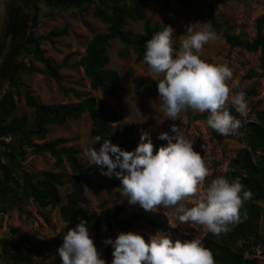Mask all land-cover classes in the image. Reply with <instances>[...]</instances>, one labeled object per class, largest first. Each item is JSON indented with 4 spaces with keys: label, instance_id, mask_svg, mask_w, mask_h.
<instances>
[{
    "label": "rangeland",
    "instance_id": "obj_1",
    "mask_svg": "<svg viewBox=\"0 0 264 264\" xmlns=\"http://www.w3.org/2000/svg\"><path fill=\"white\" fill-rule=\"evenodd\" d=\"M127 3V0H121ZM198 9V12L205 15L212 7L221 26V30L241 40L249 42L255 37L258 20L263 19L261 25L264 33V0H191ZM38 9L36 25H33V5L23 6L20 1L15 6L20 7L22 15L26 20L28 29L25 34L18 37V52L9 58L10 71L8 76L16 75L17 80L13 83L10 79L0 81L1 97L11 92L15 102L13 117L24 116L27 119L28 127H31L33 110L25 105V95L29 92L35 101L55 106L58 104H73L80 100L73 93H80L94 97L104 98L97 90H92L88 79L84 76L79 66V60L83 56L90 39L106 31V25L101 23L93 15V6L82 9L67 8L58 9L47 7L41 3L35 4ZM146 18L152 22L167 23L174 31L173 36L176 44L186 37V27L190 23H196L191 19L189 13L180 6L179 0H148ZM206 25L196 23L197 29H203ZM125 29L133 33L142 32V23H128ZM6 46L5 53L9 51L11 41L4 40L2 36L0 45ZM22 47L27 48V51ZM121 48L117 41H112L107 51V69L115 70L119 75V102L110 101V107L118 116L119 124H129L134 127L135 137L140 143L141 129L147 131L154 145V153L160 146H165L167 140L158 139L161 132L173 135L171 125H177L185 137L193 141V149L199 152L205 159L211 175L206 178L205 187L216 177L224 175L230 170L232 160L241 149H246L253 163H259L264 152L254 148L247 142L249 123H261L259 116L264 112V78L261 77L260 51L249 53L241 49H230L223 39L218 38L206 44L199 54L205 62L212 64H227L233 71V79L239 81V88L233 92L245 89L253 90L254 94L247 98L249 112L246 117H236L242 120L243 126L236 134L221 135L218 132L217 138L213 137L203 120H191L186 112L181 113L178 120H171L164 117L159 108L158 92L152 93L146 88H140L137 93L133 90L132 81L135 78L152 79L148 68L135 60V55L130 53L128 58L121 60L117 53ZM42 59H48L57 66L61 81L57 84L45 72ZM25 67V71L22 70ZM231 83V81L229 82ZM234 110V109H233ZM191 115L207 114L208 112H197L188 110ZM235 111V110H234ZM90 121L84 114L75 120H67L62 124H53L46 127V134L43 140L32 137V142L42 144L57 138L66 140V146L75 148L78 151L79 161L90 168V176L94 183H101L110 186L106 192L100 188H84L79 207L88 212H99L103 209L113 208L118 204L123 205L121 217L132 213L143 212L150 217L162 216L170 227L168 234L173 240L193 239L199 237L203 240L206 231L197 224L179 225L171 213L172 208L161 207L156 212H146L138 204H129L127 198L120 195L116 189L120 187V180L115 176L111 178L101 174L100 169L95 165H89L84 156V150L90 146ZM8 148L5 152L0 148V161L8 166L9 174L22 183V175L28 173L39 176L46 171L61 172L66 177L70 172L65 163L59 168L54 166V160L47 153L34 154L30 149L25 150L21 156L18 146V138L10 136L3 139ZM99 149L100 146L93 145ZM119 171V169H117ZM0 181H3L0 171ZM5 186L9 189L3 200H0V264H12L2 254L4 247L10 246L14 241L23 238L29 244H38L49 238L56 237L62 242L63 233L69 226L64 223L59 215L58 207L39 208L33 201L21 191L11 185ZM260 188L264 189V182ZM71 191L69 185L59 188L62 198L61 204L65 203L67 194ZM256 193V191L254 192ZM258 212L257 218L251 223V232L246 239L238 240L235 246L242 252L244 258H254L258 263L264 264V248L254 246L257 238L264 240V201L254 202ZM191 207V204H187ZM67 225V227H65ZM173 225H177L173 227ZM132 230L143 236L147 242L151 235L166 234L152 230L141 223L134 225ZM118 234L116 228L109 229L97 234L91 232L94 244L100 251L106 264H110L112 257V245L105 244L106 238L115 239ZM61 264L59 255L46 256L34 259V264Z\"/></svg>",
    "mask_w": 264,
    "mask_h": 264
},
{
    "label": "trees",
    "instance_id": "obj_2",
    "mask_svg": "<svg viewBox=\"0 0 264 264\" xmlns=\"http://www.w3.org/2000/svg\"><path fill=\"white\" fill-rule=\"evenodd\" d=\"M16 1H20L26 7L30 4L33 5L32 22L34 26L38 16L36 3L58 9H82L83 6H93V15L106 25V31L98 33L90 39L83 56L79 60V66L88 79L90 88L99 91L104 98L96 99L88 95L73 93L75 97L80 98L78 102L48 106L35 101L31 94L26 92L25 105L33 110L32 125L28 127L26 117H13L15 102L11 92L5 93L0 99V148L3 152L8 148L3 139L13 136L18 138L21 156L25 154L26 149H30L34 154L47 153L54 160L56 168L65 163L70 174L66 177L61 172L51 171H46L39 176L24 173L22 183L19 184L17 179L9 174L8 166L0 161V171L3 177V181H0V200L6 197L9 190L5 183H10L39 208L58 207L61 220L69 228H74L83 219L86 221L89 234L91 232L97 234L111 226H114L118 233L134 232L132 227L141 223L160 233L170 232V227L166 221L162 220V216L150 217L143 212H136L121 217L124 210L122 204L99 212H88L79 207L84 188L97 187L109 192L110 186L92 181L90 168L79 161L78 151L75 148L66 146L65 139L57 138L40 145L32 142L33 136L40 140L44 139L48 125L62 124L67 120L78 119L85 114L91 126L90 141L94 136L100 135L123 150L133 151L139 143L135 137L134 127L129 124H119V116L109 104L110 101L119 102L120 96L119 75L115 70L107 69V51L111 42L117 41L121 46L117 53L119 59L125 60L132 53L137 62H142L148 68L143 60L146 41L151 39L153 34L162 30L163 24H168L152 22L146 18L148 0H127V3L121 0H11L7 6L6 25L3 32L4 40H10L11 46L6 54L5 44L0 45V81L10 79L12 83L17 78L15 74L8 76L10 71L9 58L18 52L17 39L20 35L25 34L28 29L20 7L15 6ZM179 4L197 24L211 25L218 38L223 39L230 49H241L249 53L260 51L261 77L264 78V33L261 29L263 19L258 20L255 37L246 42L221 30L212 7H209L205 15H202L191 0H179ZM138 22L142 23L141 33H133L125 29L128 23ZM174 47L179 48L176 42ZM22 48L27 51V48ZM42 63L46 74L59 84L61 76L58 67L48 59H42ZM22 70L25 71V67H22ZM132 85L135 93L140 88H146L152 93L158 92L157 83L149 79L135 78ZM243 91L246 93V99L254 94L251 89ZM230 110L235 116L236 112L233 109ZM186 114L191 120L206 122L208 118L207 114L193 116L189 111H186ZM259 121L261 123L248 124L246 139L251 146L264 152V112L259 116ZM209 130L213 137H218L215 130L211 128ZM95 145L100 146V142L95 143ZM236 177H239L244 187L252 193L251 199L245 203L241 210V221L235 226H231L230 231L219 236L207 232L202 243L212 251L215 264H260L254 258H244L235 244L238 240L246 239L252 235L250 226L258 216L254 202L257 200L264 201V189L260 188L261 183L264 182V156L256 164L253 163L246 149L239 150L227 173V178L230 180ZM67 185L71 187V191L67 194L65 203L61 204L62 198L59 194V188ZM255 191L256 193H254ZM62 243L56 237L38 244H29L23 238H19L10 246L4 247L2 254L12 264H34V259L57 256V249ZM254 246L264 248V240L256 237Z\"/></svg>",
    "mask_w": 264,
    "mask_h": 264
},
{
    "label": "clouds",
    "instance_id": "obj_3",
    "mask_svg": "<svg viewBox=\"0 0 264 264\" xmlns=\"http://www.w3.org/2000/svg\"><path fill=\"white\" fill-rule=\"evenodd\" d=\"M185 27L186 37L178 49L174 47V29L164 24L145 44L143 60L150 77L157 81L160 111L174 121L189 109L208 112L209 128L221 135L236 134L243 124L230 109L246 117V93L233 92L239 88V81L233 79L227 64H212L200 58L204 46L218 39L211 25L197 29L196 23H190ZM3 83L5 88L0 92L6 90V82ZM171 130L173 135H158L167 144L155 153L150 134L141 129L140 143L133 151L96 135L84 156L102 175L120 180L116 191L129 204H138L146 212L172 208L171 215L179 225L197 224L215 236L227 233L241 221V210L251 199V191L239 177L230 180L224 175L205 187L206 178L211 175L205 159L177 125H171ZM97 142L99 149L93 147ZM62 240L57 249L61 264H106L83 219L68 228ZM104 243L112 245L110 264H215L212 251L199 237L181 241L173 240L168 233H155L146 242L140 234L128 231L119 232L115 239L106 238Z\"/></svg>",
    "mask_w": 264,
    "mask_h": 264
},
{
    "label": "water",
    "instance_id": "obj_4",
    "mask_svg": "<svg viewBox=\"0 0 264 264\" xmlns=\"http://www.w3.org/2000/svg\"><path fill=\"white\" fill-rule=\"evenodd\" d=\"M11 0H0V41L3 36L7 18V6Z\"/></svg>",
    "mask_w": 264,
    "mask_h": 264
}]
</instances>
